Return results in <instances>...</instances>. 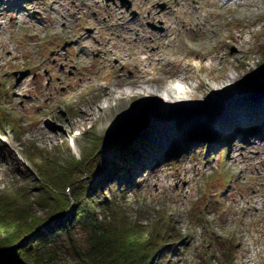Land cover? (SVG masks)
<instances>
[{"label":"rangeland","instance_id":"1","mask_svg":"<svg viewBox=\"0 0 264 264\" xmlns=\"http://www.w3.org/2000/svg\"><path fill=\"white\" fill-rule=\"evenodd\" d=\"M126 1L0 0V195L26 188L31 199L13 203H27L33 218H43L50 207L38 198L44 184L35 160H80L98 148L92 164L74 173V186L83 180L106 192L113 185L116 207L98 210L103 221L120 206L122 223L165 227L159 242L174 251L161 254L159 264H264V97L251 99L264 87V3L257 9L244 0ZM198 6L218 18L188 19L202 14L193 13ZM169 20L179 23L177 45L164 52V62L149 66L128 60L129 51L105 48L122 45L118 36L128 34L140 52L151 38L164 40ZM132 30L145 31L146 39L135 42L139 33ZM174 73L192 87L181 88L195 89L197 102L170 105L149 93L156 85L146 82L166 84ZM228 75L236 79L228 82ZM25 80L30 93L20 87ZM120 81L148 89L126 100L125 112L118 92L139 89L117 87ZM47 123L55 128L51 139L39 135ZM124 160L128 165L116 172ZM124 175L137 182L125 195ZM70 185L59 194L70 199ZM73 234L85 250L87 235L78 228ZM38 259L77 264L67 237Z\"/></svg>","mask_w":264,"mask_h":264},{"label":"trees","instance_id":"2","mask_svg":"<svg viewBox=\"0 0 264 264\" xmlns=\"http://www.w3.org/2000/svg\"><path fill=\"white\" fill-rule=\"evenodd\" d=\"M257 110L258 107L254 108L255 113ZM97 149L91 153L83 152L80 160H35L44 184L38 198L48 202L50 207L43 218H33L31 207L27 203H13L12 199H31L26 188H11L1 193L0 264H41L39 252H46L48 246L56 244L63 237L69 239L77 264H159L161 254L173 253L171 243L159 242L167 236V230L163 226L148 228L138 222L129 226L126 219L122 223L124 217L120 215L125 216V213L120 206L112 212L111 221L101 219L98 210L103 213L109 209L110 204H113L112 208L116 207V199L111 197L113 185L107 187L106 192L96 185L85 184L83 180H79L74 186V173L81 174L92 164ZM127 165L125 160L123 165L116 164V172ZM136 175L134 171L132 176L135 178ZM119 181L122 185L120 191L124 195L134 190L137 183L128 175L120 177ZM71 182L73 186L69 184ZM65 185L73 188L70 190V199L59 194L65 189ZM75 228L83 230L88 237V247L85 250L76 248L73 239ZM177 243L174 242L175 247L179 246Z\"/></svg>","mask_w":264,"mask_h":264},{"label":"bare ground","instance_id":"3","mask_svg":"<svg viewBox=\"0 0 264 264\" xmlns=\"http://www.w3.org/2000/svg\"><path fill=\"white\" fill-rule=\"evenodd\" d=\"M243 2L244 3L247 2V4H250V5L257 3L256 7H257V9H259L261 7L259 4H263L264 0H257V2H256V0H244ZM185 9H186V7H182V9H180V11H185ZM201 11H202V14L198 15L197 17H195L193 15H190L188 19H193L194 18L195 21L204 22V21H208L210 18H218V14L217 13L212 12L208 8H201L199 6L195 8L193 13L199 14ZM177 12L178 11L175 10V13H177ZM119 14H123V12H119ZM118 20H120V19H118ZM176 21L178 22V20H176ZM169 22H170L171 26H170L169 29H167L165 31L166 34L164 35V40H159L156 43L153 40V38H151L152 39L151 42L146 44L140 52L139 51L136 52V50L134 49L132 44L129 42L128 34H126L127 36H118V39H121L122 45H121V43L118 46H117V44H115V46H117V47H115L113 45H105V48L108 51H111V52H113V51L120 52V54L122 52L129 51L130 55L128 56V60H130V61H139V63H143V62L144 63H148L149 66L153 62H156V63L157 62L158 63L164 62V61H166V57L164 55V52L167 51L168 49H170L172 47V45L176 44V40H177L176 32H178V28L177 27L179 25V23H174V22H171L170 20H169ZM201 25H204V24H201ZM130 27H133V25L130 26ZM134 31L139 33V35L137 36V39H136L135 42H138L139 40H145L146 39V35H145L146 32L145 31H141V30H134ZM237 40L238 39L236 37H234V39L232 41L238 45ZM105 42L106 43H111L112 40L111 39H106ZM99 46L104 48V44L101 43V42H99ZM148 48H152L153 49L151 53L147 52ZM144 55H147V57L146 58H142L141 56H144ZM119 57L121 59H122V57L125 58V56H122V55H120ZM207 68L210 71H212L214 69V65H211L210 67L207 66ZM235 79H236V77L228 75L227 78H226V81L233 82V80H235ZM60 81H61V79H60ZM146 83L148 85H150L149 87L156 85L155 91L149 92L150 94H154V95L158 94L160 97H162L164 99L166 98L167 102L170 105H173V104H175V105H177V104L178 105L179 104L183 105V103H185L183 101L185 99H189V97L192 98L193 100H196V102H197V100H198L197 98L199 97V96L198 97L195 96L197 94L193 93V91L195 89L193 91H189V90L186 89L187 86H189V88L192 89L190 83H188L187 80L182 78L180 75H177V73L170 74V79L167 81L166 84H164V83L163 84H158V83H156L154 81L153 82H146ZM59 84H63V82H61ZM180 84L183 85V86H186L185 87L186 90L181 88ZM133 85H136V88H138L139 91H136L137 89L136 90L128 89L125 92L124 91L118 92L117 96L115 97L117 101H120V102L123 101L122 103L119 104L120 107H122L121 111L123 110V112H125V109H126L125 108V106L127 105L126 100L134 98V96H136V94L141 96L142 92L143 93L144 92H148V89L142 87L141 85L136 84L135 82L127 83V82L120 81V82H118L116 84V86L120 87V88L130 87V86H133ZM29 86H30V82L29 81L25 80L24 82H22L21 85H20V87L22 89V92L30 93L31 90L29 89ZM45 91H47V90L45 89ZM197 91H199V88H197ZM44 96H45L44 99L46 100V102H50L52 100V98H51L49 93L45 94ZM184 96H188V98H185ZM96 109H99L100 111H104L105 112V110H107V106H97ZM99 110H97V111H99ZM82 113H83V111H82ZM44 127H45V129H44L43 133L39 132V135H44L45 137L47 136V139L53 138V137L48 136V135H50L51 132L55 131L54 126L52 124L47 123V124H45ZM204 133L205 132H203V134ZM220 134H223V133H220ZM67 197L69 198L68 195H67ZM253 206H256V205H253V203H252V207Z\"/></svg>","mask_w":264,"mask_h":264},{"label":"water","instance_id":"4","mask_svg":"<svg viewBox=\"0 0 264 264\" xmlns=\"http://www.w3.org/2000/svg\"><path fill=\"white\" fill-rule=\"evenodd\" d=\"M119 1H121L122 4H123L124 2L127 3L126 0H119ZM129 4H130V3L128 2V5H129ZM130 5H131V4H130ZM23 76H25V74H23ZM263 91H264V87H262V89L257 90L256 92H254V94L252 93V95H253V97L251 98L252 101L254 102V101H257V100L263 98V97H264V92H263Z\"/></svg>","mask_w":264,"mask_h":264}]
</instances>
